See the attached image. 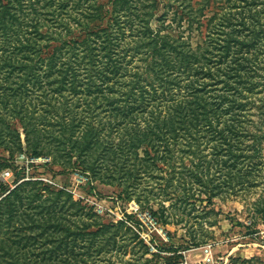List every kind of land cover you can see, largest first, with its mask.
Listing matches in <instances>:
<instances>
[{"label":"rangeland","instance_id":"obj_1","mask_svg":"<svg viewBox=\"0 0 264 264\" xmlns=\"http://www.w3.org/2000/svg\"><path fill=\"white\" fill-rule=\"evenodd\" d=\"M37 1L40 36L35 20L24 34L0 27V203L17 188L22 206L15 230L1 234L18 264H203L205 245L211 264H264V0ZM143 4L153 13L143 15ZM98 7L103 24L83 27ZM163 34L206 49L211 70L247 55L252 88L231 145L238 156L227 143L213 153L207 125L174 134L163 126L187 82L170 89L156 79L149 45ZM25 36L37 50L20 63L11 43ZM47 52L63 78L47 75ZM17 110L23 118L11 117ZM63 114L80 121L66 143L51 138ZM87 125L98 143L84 150Z\"/></svg>","mask_w":264,"mask_h":264},{"label":"trees","instance_id":"obj_2","mask_svg":"<svg viewBox=\"0 0 264 264\" xmlns=\"http://www.w3.org/2000/svg\"><path fill=\"white\" fill-rule=\"evenodd\" d=\"M52 1L53 0H48L50 4ZM37 2V0H26L23 3L20 0H6L3 3V0H0V27L2 29L8 28L10 31L14 29L17 34H19V32L24 34L27 27L24 29H22V27L35 20L33 25L36 30V34L40 36L38 34L39 25H41L39 21L40 17L37 18L32 15V13H38V10H40L38 6H35ZM155 2H157V0H153L152 8L154 7ZM57 4L62 7L63 0H58ZM228 4L232 6L236 5V3H232L230 1ZM123 5L126 7L124 3ZM237 6L243 7L239 4H237ZM148 12L149 14L153 13V11H148V9L145 8V4H143L142 14L146 15ZM86 15L87 18L81 21L82 23L80 24H82L85 28H90L91 26L97 27V25L103 24L107 13H105L101 7H98V11L93 9ZM28 18L30 19V22L28 21ZM148 20L144 21V23H139L148 27ZM15 24H17L16 28H14ZM159 37L152 40L149 45L150 48H153L154 55L150 56L148 53V56L151 57L150 66L154 70L156 79L158 82L162 83L163 86L166 85L170 89L179 87V77H183L187 80V82L183 85V93L180 94L181 91H179L178 99H176L175 103L171 105L172 111L161 117L163 126H166L167 130L174 134L178 132V130H190L191 128L207 125L210 130L214 131L211 133V137L213 138L215 136L214 140H216V145H214L212 152L218 154L221 151L218 149V144L227 143V152L236 155L235 147L231 146L232 144H235V142H238L237 139L240 136L235 129L237 124H239L236 110L239 108V111L241 110L242 113H247L244 110L247 105L246 102L244 103V99L248 98V92L252 88L251 81H249V73L252 69L243 64V60L247 58V55L243 54L244 56L241 55L240 58H234L238 55L233 54L232 58L239 61L228 62L224 68L218 67L217 64H215L214 66L217 67L211 70L212 66L207 63L209 58L205 54L206 49L203 50L200 49V47L195 48L192 45H188L187 41L186 43L188 46H183L185 45V41L179 38L180 35L177 37H171L168 34H163L159 35ZM29 38L34 39L35 37L25 36L24 38H16L19 43L17 45L11 43L12 49H15L16 53H22L20 63H23L22 60L24 58L32 59V54L36 53V40L34 41ZM234 40L235 39H232L231 42L233 43ZM83 41L86 42L87 39L84 38ZM240 43L243 45L244 41H240ZM38 49H41V47ZM10 54L11 53H8V55ZM47 54V75H57L56 77L62 76L63 78L65 76H63V74H65V69L58 68L56 71V67L54 66L55 55L50 52H47ZM223 61L225 62L226 60L223 59ZM4 63V65H9L11 67L15 62L12 57H8ZM168 67L174 68L175 71L169 72ZM10 70L12 71H8L9 73L13 72L12 67ZM219 73L220 75L222 74V77H220L221 79L217 77ZM204 76L208 79L215 80L205 81V79H202ZM219 84L222 85L219 86ZM99 91H101L100 86ZM139 93L142 92L139 90ZM10 95L17 97V100L23 94L11 91ZM137 95L138 94L134 91V101L136 100ZM13 99L14 101L12 104L15 105L16 100L15 98ZM8 102L9 100H7V104ZM21 103L23 104V102ZM49 106L54 107L51 104ZM135 107L136 105L131 107V109H134ZM263 108L264 104L261 108L264 113ZM10 110L14 111L15 109L14 107H11ZM35 110L36 108L30 109V115L34 113ZM45 111H47V109H45ZM63 113L68 114L66 111H63ZM13 114L14 115H11V117L23 118V115L19 110L15 111ZM63 116L64 114L61 116V123L59 124L60 127H58V132L51 135V138L57 139L58 142L62 141L66 143V140H70L72 136L71 134H73L80 125V121L74 122L75 116H71L70 121H66ZM44 122H46V120ZM67 125L71 126L69 127ZM93 130L94 129L91 126L87 125V129L83 131L84 135L82 134L83 136L80 145L84 150L91 149L98 143L95 140L97 137L96 132H93ZM39 131H41V129H36L35 126L33 132ZM17 138L18 134L11 137V141L19 147ZM142 140L144 139H138L136 141V145L143 142ZM259 140H257V143L259 142L262 144L264 141V132L259 134ZM33 153L39 154L40 152L34 148ZM239 155H241V153ZM19 192L20 190L17 188L9 192L0 203V264H3L5 257L12 259L13 264H18L20 260V252L17 249L10 251L11 245H6L9 238L2 235L14 231L16 227L15 222L21 220L20 214L22 212L20 211V207L22 206L20 203L21 200ZM16 199H18L17 202ZM24 209H27L26 205H24L23 210ZM152 213L154 215H161L158 214L157 211H153ZM163 220L165 221V219ZM33 222H35V220H33ZM3 228H5V230H3Z\"/></svg>","mask_w":264,"mask_h":264},{"label":"built area","instance_id":"obj_3","mask_svg":"<svg viewBox=\"0 0 264 264\" xmlns=\"http://www.w3.org/2000/svg\"><path fill=\"white\" fill-rule=\"evenodd\" d=\"M202 251H203V259L202 262L203 264H211L213 261V256L211 253V247L210 245H205L204 247H202Z\"/></svg>","mask_w":264,"mask_h":264}]
</instances>
